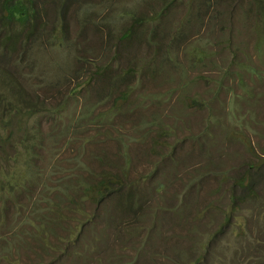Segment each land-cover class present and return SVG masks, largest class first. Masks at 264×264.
<instances>
[{
	"label": "rangeland",
	"instance_id": "1",
	"mask_svg": "<svg viewBox=\"0 0 264 264\" xmlns=\"http://www.w3.org/2000/svg\"><path fill=\"white\" fill-rule=\"evenodd\" d=\"M2 1L0 264H264V0Z\"/></svg>",
	"mask_w": 264,
	"mask_h": 264
},
{
	"label": "trees",
	"instance_id": "2",
	"mask_svg": "<svg viewBox=\"0 0 264 264\" xmlns=\"http://www.w3.org/2000/svg\"><path fill=\"white\" fill-rule=\"evenodd\" d=\"M1 8L3 11V14L6 18H16L19 20H24L27 17L28 14V8L22 1H15V0H3L1 2ZM0 122L5 123L6 126H9V124H6L9 122V120L4 121L2 118H0ZM4 127V124H3ZM7 129L6 133H3L0 136V148L3 146L8 147L12 152L7 157L0 156V160L3 158L6 162H8L10 159H13L15 157L16 153V145L13 142V131L9 129V127H4ZM3 152H1L2 154ZM25 162H28V160H25ZM122 183V179L118 177L115 174H112L110 172H102L99 177L93 182V183H87L82 188V198L89 199V201H97L102 202L106 197H108L110 194H112L114 191L118 190L116 185L119 184V186ZM117 188V189H116ZM132 194L126 193V195L119 194V198L117 201L118 207L121 209L122 207H125L121 200H125L128 207L125 208H134L137 206V204L134 202L135 196H131ZM126 212L125 210H122Z\"/></svg>",
	"mask_w": 264,
	"mask_h": 264
},
{
	"label": "crops",
	"instance_id": "3",
	"mask_svg": "<svg viewBox=\"0 0 264 264\" xmlns=\"http://www.w3.org/2000/svg\"><path fill=\"white\" fill-rule=\"evenodd\" d=\"M264 84V83H263ZM260 88H262L261 90H263L264 91V86H262V85H260ZM258 189H260V192L263 194V195H260L258 198H260V199H257L256 201H260L259 203L262 205H264V178H263V180H261L260 181V183L258 184ZM255 201V202H256ZM258 204V203H257ZM263 208H264V206H262V208L261 207H256V210H263Z\"/></svg>",
	"mask_w": 264,
	"mask_h": 264
}]
</instances>
